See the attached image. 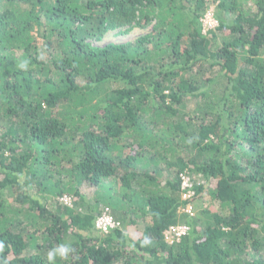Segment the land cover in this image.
Masks as SVG:
<instances>
[{
	"label": "trees",
	"instance_id": "obj_1",
	"mask_svg": "<svg viewBox=\"0 0 264 264\" xmlns=\"http://www.w3.org/2000/svg\"><path fill=\"white\" fill-rule=\"evenodd\" d=\"M60 244L54 264H264V0H0V261Z\"/></svg>",
	"mask_w": 264,
	"mask_h": 264
},
{
	"label": "built area",
	"instance_id": "obj_2",
	"mask_svg": "<svg viewBox=\"0 0 264 264\" xmlns=\"http://www.w3.org/2000/svg\"><path fill=\"white\" fill-rule=\"evenodd\" d=\"M202 20V27L204 30V26L207 24L205 21H208V26H206L208 29L212 27L214 20L212 16V12L206 11L204 13ZM204 20V24H203ZM191 186V181L190 177L188 175H182L181 176V189H185L184 192H182V198L186 199L188 198L191 194V190H187L188 187ZM63 203L65 204H70V197L69 196H62L60 198ZM182 210L191 212V206L190 204H187ZM118 225L117 220L109 213L108 209H105L104 211L101 212L100 215L97 216L94 222V227L98 230H101L102 232H107L109 229L114 228L115 226ZM188 231V226L183 224V223H177V224H172L168 226V228L164 231V239L168 243H172L175 241H179V239L185 235Z\"/></svg>",
	"mask_w": 264,
	"mask_h": 264
},
{
	"label": "rangeland",
	"instance_id": "obj_3",
	"mask_svg": "<svg viewBox=\"0 0 264 264\" xmlns=\"http://www.w3.org/2000/svg\"><path fill=\"white\" fill-rule=\"evenodd\" d=\"M214 8V4L209 3L206 11H210V13L212 12V9ZM205 11V12H206ZM214 23L211 27V29H216V27L218 26V21L216 20V18L213 17ZM205 23H207L204 26V30H202L203 32H205L206 29H208L206 26H208V21H205ZM203 24H204V20H203ZM125 27H116V28H112V29H108L103 36L101 37V39L99 40H91L92 44L95 45H104L106 43L109 42H124V41H128V40H132L135 39L136 37H139L143 34H145L146 32H148L151 29V26H147L146 28H140V27H136L133 26L131 28H127L125 30ZM193 102H188V106H191ZM190 176V175H189ZM193 177L194 179L198 180L199 182H202V179H200L199 176H190ZM212 186V181L210 182V185ZM92 192V188L91 187H87L86 188V193H91ZM180 197L182 198V192L180 193ZM208 195L206 193L202 194V196H200L199 198H196L193 202V207H191V212H195L198 211L199 209H201L203 206H205L208 202ZM142 225H138L135 228H140ZM131 233H133L131 231Z\"/></svg>",
	"mask_w": 264,
	"mask_h": 264
},
{
	"label": "clouds",
	"instance_id": "obj_4",
	"mask_svg": "<svg viewBox=\"0 0 264 264\" xmlns=\"http://www.w3.org/2000/svg\"><path fill=\"white\" fill-rule=\"evenodd\" d=\"M24 65H22L23 67ZM65 196V195H64ZM61 200V199H60ZM62 201V200H61ZM73 249L68 244H60L59 246L53 248L48 252L47 259L49 261V264H54V261L57 257H60L61 259H66L69 255V253ZM0 264H4L3 261H0Z\"/></svg>",
	"mask_w": 264,
	"mask_h": 264
}]
</instances>
